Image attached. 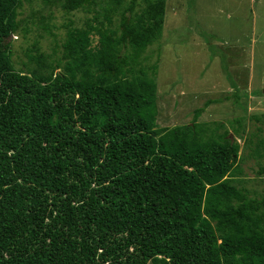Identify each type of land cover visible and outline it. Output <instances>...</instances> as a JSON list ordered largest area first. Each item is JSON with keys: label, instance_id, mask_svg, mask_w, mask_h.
Returning a JSON list of instances; mask_svg holds the SVG:
<instances>
[{"label": "trees", "instance_id": "16d2710c", "mask_svg": "<svg viewBox=\"0 0 264 264\" xmlns=\"http://www.w3.org/2000/svg\"><path fill=\"white\" fill-rule=\"evenodd\" d=\"M23 2L0 0V264H264V189L242 186L237 141L264 156V112L250 133L197 121L217 99L157 124L145 52L166 0H41L27 17L54 40L55 8L86 17L64 24L60 53L35 40L16 68Z\"/></svg>", "mask_w": 264, "mask_h": 264}, {"label": "rangeland", "instance_id": "374dc122", "mask_svg": "<svg viewBox=\"0 0 264 264\" xmlns=\"http://www.w3.org/2000/svg\"><path fill=\"white\" fill-rule=\"evenodd\" d=\"M41 5V0L23 2L19 18L25 19L28 30L7 39L16 68L28 62L26 50L35 40L48 53L53 52L56 40L60 53L64 24L71 19L81 25L86 17L82 11L65 13L55 8L50 21L54 40L41 27L39 16L27 17ZM145 53L146 63H158L159 126L189 123L195 108L207 99H217L204 108L197 121H224L230 126L232 119L241 117L247 133L257 131L258 122L250 116L264 112V0H166L162 35ZM235 93L240 96L238 101ZM258 134L264 136V126ZM237 141L244 155L239 179L250 197H259L264 174L259 176L257 170L264 156H247L244 139Z\"/></svg>", "mask_w": 264, "mask_h": 264}]
</instances>
